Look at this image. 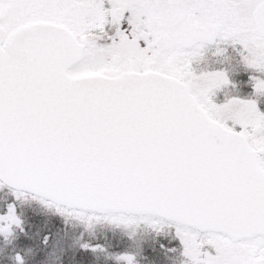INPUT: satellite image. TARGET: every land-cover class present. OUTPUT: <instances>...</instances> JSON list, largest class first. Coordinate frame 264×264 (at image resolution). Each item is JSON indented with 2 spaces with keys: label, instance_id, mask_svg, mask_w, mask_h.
<instances>
[{
  "label": "snow or ice",
  "instance_id": "obj_1",
  "mask_svg": "<svg viewBox=\"0 0 264 264\" xmlns=\"http://www.w3.org/2000/svg\"><path fill=\"white\" fill-rule=\"evenodd\" d=\"M0 264H264V0H0Z\"/></svg>",
  "mask_w": 264,
  "mask_h": 264
}]
</instances>
